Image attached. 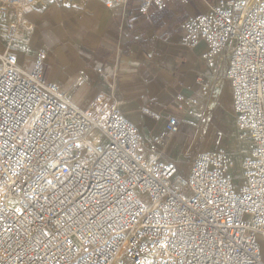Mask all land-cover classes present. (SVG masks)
I'll list each match as a JSON object with an SVG mask.
<instances>
[{"label": "built area", "instance_id": "2783aa9c", "mask_svg": "<svg viewBox=\"0 0 264 264\" xmlns=\"http://www.w3.org/2000/svg\"><path fill=\"white\" fill-rule=\"evenodd\" d=\"M101 1H136L143 16L190 2ZM202 1L208 11L183 22V42L208 47L214 75L203 94L222 73L231 84L236 127L251 145L239 177L223 150L198 154L179 177L165 141L144 150L119 102L74 106L45 78V50L31 69L0 55V264H264V0ZM9 7L0 5L2 21ZM166 130L178 135L179 119Z\"/></svg>", "mask_w": 264, "mask_h": 264}, {"label": "crops", "instance_id": "0c3cea01", "mask_svg": "<svg viewBox=\"0 0 264 264\" xmlns=\"http://www.w3.org/2000/svg\"><path fill=\"white\" fill-rule=\"evenodd\" d=\"M2 4L10 6V17L0 19V55H11L31 69L37 52L45 50V78L68 92L74 106L87 110L98 102L106 109L119 102L139 130L144 150L158 139L165 141L166 161H177L170 154L176 137L167 133L168 118H178L182 127L220 104L218 90L201 91L200 82L207 84L214 75L202 60L207 45L192 49L183 42V22L208 11L202 0L187 5L174 1L163 11L151 8L148 16L139 13L136 1L112 9L101 0H0Z\"/></svg>", "mask_w": 264, "mask_h": 264}, {"label": "rangeland", "instance_id": "374dc122", "mask_svg": "<svg viewBox=\"0 0 264 264\" xmlns=\"http://www.w3.org/2000/svg\"><path fill=\"white\" fill-rule=\"evenodd\" d=\"M220 80L222 81L217 91L220 100L218 107L214 111H205L201 118L200 114L198 117L189 118L187 124L180 127V133L175 136L170 154L177 159L174 163L181 178L189 174L192 162L198 155L196 152L217 150H223L229 155L233 164L231 175L239 177L242 162L251 152V145L242 139L236 127L230 82L225 79L224 73L220 75Z\"/></svg>", "mask_w": 264, "mask_h": 264}, {"label": "bare ground", "instance_id": "6f19581e", "mask_svg": "<svg viewBox=\"0 0 264 264\" xmlns=\"http://www.w3.org/2000/svg\"><path fill=\"white\" fill-rule=\"evenodd\" d=\"M228 67V66H227ZM228 81V80H227ZM230 87H231V84H230ZM231 94H232V89H231Z\"/></svg>", "mask_w": 264, "mask_h": 264}]
</instances>
